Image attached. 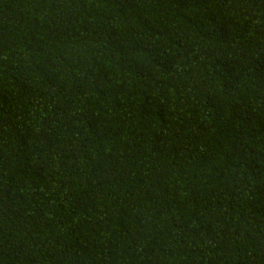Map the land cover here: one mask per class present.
<instances>
[{"label":"trees","instance_id":"16d2710c","mask_svg":"<svg viewBox=\"0 0 264 264\" xmlns=\"http://www.w3.org/2000/svg\"><path fill=\"white\" fill-rule=\"evenodd\" d=\"M0 264H264V0H0Z\"/></svg>","mask_w":264,"mask_h":264}]
</instances>
